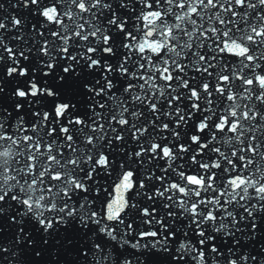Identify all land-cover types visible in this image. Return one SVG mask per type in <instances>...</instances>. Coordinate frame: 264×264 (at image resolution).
<instances>
[{"label": "snow or ice", "instance_id": "snow-or-ice-1", "mask_svg": "<svg viewBox=\"0 0 264 264\" xmlns=\"http://www.w3.org/2000/svg\"><path fill=\"white\" fill-rule=\"evenodd\" d=\"M0 264H264V0H0Z\"/></svg>", "mask_w": 264, "mask_h": 264}]
</instances>
